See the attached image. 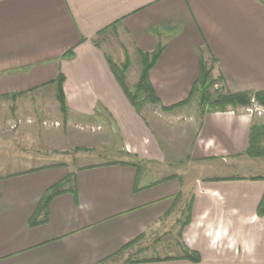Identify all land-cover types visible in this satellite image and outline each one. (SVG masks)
<instances>
[{
  "label": "crops",
  "instance_id": "crops-1",
  "mask_svg": "<svg viewBox=\"0 0 264 264\" xmlns=\"http://www.w3.org/2000/svg\"><path fill=\"white\" fill-rule=\"evenodd\" d=\"M158 49L148 79L159 102L142 107L153 128L117 67ZM201 60L226 92L263 91L264 0H0V97L62 75L66 114L109 146L89 165L0 176V264H115L152 240L163 255L122 264H264V171L245 166L252 118L201 111L192 93ZM163 125L192 140L183 153L164 150ZM231 159L243 172H214Z\"/></svg>",
  "mask_w": 264,
  "mask_h": 264
},
{
  "label": "rangeland",
  "instance_id": "rangeland-1",
  "mask_svg": "<svg viewBox=\"0 0 264 264\" xmlns=\"http://www.w3.org/2000/svg\"><path fill=\"white\" fill-rule=\"evenodd\" d=\"M104 36L108 44H116L120 40L118 36L112 34L111 31L104 34ZM116 53L121 54L119 49ZM127 61H129L127 62L129 66L125 67V63H120L117 67V74L124 83L125 88L133 91L137 84L135 79L137 78L138 81L141 72L142 59L141 56H139V58L128 57ZM126 71L129 74H125ZM210 78L211 80H216V82L213 84L211 83L207 88L212 98H216V96L225 93L231 94L220 86L221 84L217 77H213L211 74ZM198 91L199 89L193 92L198 98L196 102L200 106L202 112H209L210 109L208 110L206 105H201V96ZM258 92L260 91L243 92L248 95L246 104L230 103L220 106V108L223 109L220 111L231 110L238 114H246L252 118L246 149L249 144V133L251 128L254 126H261L264 128V103L256 97ZM145 105L146 104H143L141 106L143 107ZM141 113L154 128L153 119L147 115V111L141 108ZM166 126H160V130L164 131V129L167 128L168 133L164 132L168 137H172V141L169 143L167 142L170 145H164V150L172 148V150L176 152L183 153L192 140L190 141V138L186 139V137L182 139V137L177 136L175 134V126ZM94 134V129L92 130L83 126L75 117H68L66 112L63 113L60 111L55 86H47L43 89L17 96L0 97V176L47 164L56 163L74 169L82 165H89L99 161L101 157L97 154L103 153V149H108L109 146L106 147L103 144L104 147H96ZM88 138L89 140H87ZM100 143L102 142L100 141L99 144ZM164 143H166V141H164ZM258 145L264 151V135L258 139ZM248 158L250 160L247 159L245 165L247 170H245L258 175L259 173H263L264 155L256 158L248 156ZM231 160L230 162L235 165L234 167H227L223 164L224 162L221 161V166L216 164V167L213 168L214 172L224 174L227 172H243V169H240L243 165L240 166L238 159L236 161H234L235 159ZM213 169H210V171ZM170 231H167L168 233H165V235L168 234L172 238L173 231ZM159 234L161 233H157V237ZM175 235H177L176 232ZM170 240L171 241L168 242L167 245L172 242L175 243L176 239L173 238ZM155 242L156 241L152 240L150 242L136 243L111 261H115V264H122L127 260L144 259L145 257L154 255V253L158 256L159 254L163 255V252H154L149 249V246L152 244L156 246Z\"/></svg>",
  "mask_w": 264,
  "mask_h": 264
},
{
  "label": "trees",
  "instance_id": "trees-1",
  "mask_svg": "<svg viewBox=\"0 0 264 264\" xmlns=\"http://www.w3.org/2000/svg\"><path fill=\"white\" fill-rule=\"evenodd\" d=\"M160 54V50L153 52L152 54H141L142 59V67L141 72L137 81V84L135 85V88L133 91L128 90L125 88L124 83L121 81V79L118 76V80L120 82V85L122 86L124 93L129 100L130 104L135 108L136 111H139L143 104L151 103V104H157L158 98L156 97L152 86L148 79V72L156 59L158 58ZM211 68L207 67L206 63L202 60L200 61V74L198 79L194 82L192 86V93L194 90L199 89L198 92H200V102L201 105H206L207 109L213 112V111H220L223 110L220 108V106H223L225 104L230 103H237V104H246L248 101V95L247 93H231V94H221L219 96H216V98H212L211 95L208 93L207 88L216 82V80H211ZM219 81V79H218ZM52 84L55 86L56 94H57V101L59 104V109L61 112L67 111V106L62 90V84H63V76L59 75ZM256 97L259 98V100L264 103V91H260L256 94ZM215 108V109H214ZM217 108V109H216ZM214 109V110H212ZM253 127V126H252ZM264 128L261 126H254L251 128L249 133V144L246 149V154L252 158L260 157L264 155L263 149L258 145V139L264 135ZM63 186L62 183L56 184L53 186L46 195L42 198L40 205L38 207V213L46 212L47 207L51 199L55 196L61 193V187ZM258 215L264 214V196L260 202V205L257 210ZM35 221H32L30 224L33 225ZM133 262V261H128ZM138 262V261H134Z\"/></svg>",
  "mask_w": 264,
  "mask_h": 264
}]
</instances>
